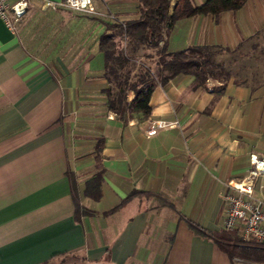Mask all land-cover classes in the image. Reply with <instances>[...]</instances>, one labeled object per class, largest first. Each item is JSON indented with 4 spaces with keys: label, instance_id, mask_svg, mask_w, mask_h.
Here are the masks:
<instances>
[{
    "label": "crops",
    "instance_id": "1",
    "mask_svg": "<svg viewBox=\"0 0 264 264\" xmlns=\"http://www.w3.org/2000/svg\"><path fill=\"white\" fill-rule=\"evenodd\" d=\"M136 17L137 0H90L87 11L30 0L10 28L0 20V264H245L189 224L219 231L226 184L264 159V0L167 33L170 53L221 50L232 76L219 95L191 76L156 82L147 118L121 123L106 107L115 91L98 40ZM145 55L130 50L122 74L135 80ZM159 120L176 126L146 137ZM99 173L98 200L85 198ZM253 196L264 201V171ZM75 201L86 214L75 217Z\"/></svg>",
    "mask_w": 264,
    "mask_h": 264
},
{
    "label": "trees",
    "instance_id": "2",
    "mask_svg": "<svg viewBox=\"0 0 264 264\" xmlns=\"http://www.w3.org/2000/svg\"><path fill=\"white\" fill-rule=\"evenodd\" d=\"M246 0H204L194 6L190 0H137V17L123 23H111L106 32L99 36L98 47L104 57V77L112 87L113 97L107 100L106 107L121 123L136 118L145 120L150 112L149 98L156 82L164 85L178 76H191L192 87L219 95L226 81L232 76L226 62L221 60V50L214 47H188L179 52L170 53L166 49V36L173 23L193 16H213L223 12L237 11ZM172 3V4H171ZM121 35L125 49L119 46L116 38ZM135 45L144 51L153 52L145 58L156 57L153 62V74L150 66H140L135 80L129 79L125 71L134 66L130 59L131 49L126 45ZM120 70V72H119ZM124 71V72H123ZM209 84H212L210 86ZM127 87V90L124 89ZM131 97L127 99V93ZM111 91H106L110 97ZM112 96V95H111ZM96 151H99L97 145ZM100 173L90 178L83 192L85 198L96 201L99 198ZM78 202H74L75 217L86 214ZM195 233L210 239L230 260L239 259L249 264H264V245L252 241L242 242L235 232L219 230L207 233L189 224Z\"/></svg>",
    "mask_w": 264,
    "mask_h": 264
},
{
    "label": "built area",
    "instance_id": "3",
    "mask_svg": "<svg viewBox=\"0 0 264 264\" xmlns=\"http://www.w3.org/2000/svg\"><path fill=\"white\" fill-rule=\"evenodd\" d=\"M30 0H0V20L10 28V16L18 19L24 15L27 3ZM45 9L56 10L59 8L72 11H87L90 0H40ZM176 126V122L153 121L145 131L146 137L154 136L159 130ZM252 169L245 178L226 184L223 195L225 215L220 229L235 232L242 242L252 241L264 245V201L253 196L255 183L264 171V159L250 161ZM245 263L239 259H234ZM249 264V263H245Z\"/></svg>",
    "mask_w": 264,
    "mask_h": 264
},
{
    "label": "rangeland",
    "instance_id": "4",
    "mask_svg": "<svg viewBox=\"0 0 264 264\" xmlns=\"http://www.w3.org/2000/svg\"><path fill=\"white\" fill-rule=\"evenodd\" d=\"M38 5H37V3L36 4H34L33 6H32V10L31 11H33V10H36V11H39V12H41V10H40V8L39 7H37ZM110 15V14H109ZM114 20H116V19H114ZM117 21V20H116ZM120 22H122V21H120ZM116 41H118L119 42V46L121 47V48H123V49H125V43H124V40L122 39V36L121 35H119L117 38H116ZM146 52V54H147V56H150V55H152L153 54V52H151V51H145ZM148 60H145L146 62H145V64H148V66H150V62H151V60H149V58H147ZM134 66H135V63H134Z\"/></svg>",
    "mask_w": 264,
    "mask_h": 264
}]
</instances>
